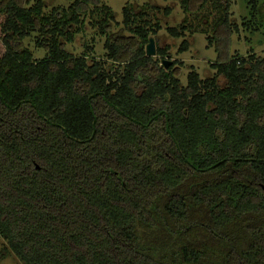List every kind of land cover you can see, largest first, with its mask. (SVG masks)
Here are the masks:
<instances>
[{
    "label": "trees",
    "instance_id": "1",
    "mask_svg": "<svg viewBox=\"0 0 264 264\" xmlns=\"http://www.w3.org/2000/svg\"><path fill=\"white\" fill-rule=\"evenodd\" d=\"M209 1L179 4L196 15ZM224 1L206 36L214 73L202 79L189 67L183 85L181 62L162 68L168 50L156 48L160 28L144 7L127 3L118 24L103 0L48 10L0 0V258L264 264V57L231 53L238 26ZM259 1L248 2L253 18ZM87 23L113 73L93 46L65 49ZM166 32L181 39L187 29ZM150 38L156 58L145 55Z\"/></svg>",
    "mask_w": 264,
    "mask_h": 264
},
{
    "label": "rangeland",
    "instance_id": "2",
    "mask_svg": "<svg viewBox=\"0 0 264 264\" xmlns=\"http://www.w3.org/2000/svg\"><path fill=\"white\" fill-rule=\"evenodd\" d=\"M26 1H29L30 5L33 0ZM41 1L47 10L51 7L66 8L73 2V0ZM132 2L135 8L136 6L142 8L144 7V13L147 16L145 19L152 24L159 25L160 30L157 32L158 44L156 48L168 50L169 57L163 60L170 63L169 66L174 60L182 63L183 67L181 69V76L179 79L183 85L186 84V76L189 67L193 68L202 79L213 75L214 72L211 69V64H214L215 62L216 53L212 47H208L206 36L209 35L216 19L223 16L225 6L224 0L209 1L204 9L196 15H187L183 13L179 0H103V4L108 6L114 13L115 20L118 24L121 23L122 20V8L127 3ZM248 2L249 0H227V3H229L230 19L234 24H236V26H238V32L234 33L231 38L230 51L232 54H239V57L242 58L247 57L248 53H251V51L254 52L255 56L264 57V0L259 1L261 6L259 8L258 15H255V18H253L254 15L250 14ZM152 6H155L157 11H153ZM164 8H170L171 14L168 16L164 15V12L162 11ZM184 19L185 21L183 22ZM244 19L249 21L246 27H242L240 25L243 23L242 20ZM4 20V16L0 15V58L4 53V46L2 43V37L4 35L2 32V25ZM91 20L96 22L94 18ZM139 21L140 18H137L135 23L138 24ZM181 24L185 25L187 29V32L181 39H174L168 35L166 32L167 28H179ZM134 25L132 26L134 27ZM115 27L116 26L114 25V30L116 29ZM255 27L258 28L257 31L254 30ZM183 38L188 39L189 49L184 53H179L177 52L178 47ZM103 40L104 38L100 37V30L96 26V23L92 26H88L87 23L84 31L74 34L72 43L65 45V49L71 54L78 55L85 50L83 46H93V57L95 60L102 62L106 71L113 73L116 66L105 59V52L102 44ZM24 44L29 47L34 57L37 59H40L43 56L42 50L36 47L35 39H33V37H28L24 40ZM156 48L155 56L153 58H156ZM4 247L5 243L2 239H0V252ZM0 264L21 263L12 254L7 253L0 258Z\"/></svg>",
    "mask_w": 264,
    "mask_h": 264
},
{
    "label": "water",
    "instance_id": "3",
    "mask_svg": "<svg viewBox=\"0 0 264 264\" xmlns=\"http://www.w3.org/2000/svg\"><path fill=\"white\" fill-rule=\"evenodd\" d=\"M145 55L147 57H154L155 56V46H154V41L152 38L149 39L148 44L145 46ZM170 63L166 61H162L161 66L163 68H167Z\"/></svg>",
    "mask_w": 264,
    "mask_h": 264
}]
</instances>
